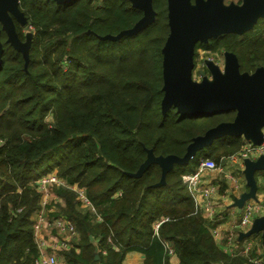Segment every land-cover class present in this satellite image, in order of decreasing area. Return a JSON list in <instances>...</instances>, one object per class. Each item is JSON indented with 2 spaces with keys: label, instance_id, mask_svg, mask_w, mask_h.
<instances>
[{
  "label": "trees",
  "instance_id": "16d2710c",
  "mask_svg": "<svg viewBox=\"0 0 264 264\" xmlns=\"http://www.w3.org/2000/svg\"><path fill=\"white\" fill-rule=\"evenodd\" d=\"M152 5L146 27L113 40L99 35L129 28L142 15L129 0H19L32 26L26 66L1 30L0 264H33V216L40 208L34 182L52 171L85 188L100 214L82 211L71 188L52 186L63 202L49 204V217H65L78 233L60 253L65 264H123L129 251L142 253L143 264H170L171 253L178 264H255L215 242L182 178L200 157L222 163L241 148L242 136L215 138L188 163L174 164L162 184L157 163L137 173L148 149L182 156L193 137L235 116V110L161 111L167 2ZM14 23L24 41L27 34ZM198 48L231 51L239 70L252 72L264 66V16L240 34L198 41L194 60Z\"/></svg>",
  "mask_w": 264,
  "mask_h": 264
},
{
  "label": "water",
  "instance_id": "95a60500",
  "mask_svg": "<svg viewBox=\"0 0 264 264\" xmlns=\"http://www.w3.org/2000/svg\"><path fill=\"white\" fill-rule=\"evenodd\" d=\"M62 3L69 0H54ZM133 7L142 11L141 17L129 28L116 34L99 35L101 39H118L122 35L135 34L146 27L155 16L152 0H129ZM169 33L162 46V90L160 102L164 113L171 106L179 114L206 116L212 113L235 110L232 121H223L208 128L203 134L192 138L182 156L174 154L155 156L151 149L138 170L141 173L150 163L161 167L158 184L164 182L165 174L174 164H186L196 152L210 145L215 138L224 135L242 136L254 144L262 140L261 127L264 124V66L252 72L239 70L235 53L224 52L223 67L212 61L206 62L209 76L197 82L193 80L195 44L207 42L227 32L242 33L250 29L258 17L264 16V0H243L240 5H224L222 0H166ZM19 0H0V33L6 34V42L20 51L27 65L30 36L24 41L16 32L14 20L23 24L25 17L18 6ZM3 44L0 39V64ZM264 170V152L255 159L245 158L241 169L248 189L234 204L256 198L255 173ZM260 233L264 248V216L253 218L250 227L240 231L238 239ZM97 256V254H96ZM144 257V255L142 254Z\"/></svg>",
  "mask_w": 264,
  "mask_h": 264
},
{
  "label": "built area",
  "instance_id": "2783aa9c",
  "mask_svg": "<svg viewBox=\"0 0 264 264\" xmlns=\"http://www.w3.org/2000/svg\"><path fill=\"white\" fill-rule=\"evenodd\" d=\"M262 140L258 144H254L248 140L242 144L241 148L225 157L232 162H236L243 167V160L245 158L255 159L257 156L264 152V124L261 127ZM220 168V164L214 159L209 157H200L196 168L188 173L182 174V178L187 185V188L191 192L193 198L196 195H200L204 200L203 213L209 220L212 218V195L215 193V186L208 184L201 188L200 180L202 174L208 171H214ZM36 187L40 192V208L34 213L35 220L33 222V238L36 243L38 254L34 258L33 264H65L63 257L60 253L47 252V240L43 229L51 228L55 231L58 238L57 248L59 250H67L71 247L74 240H76L78 233L75 224L66 219L65 217H49V212L54 208L50 207V190L54 185H62L71 188L75 191L76 199L80 206L87 207L91 213H95L96 217L100 219V214L94 211V206L86 194L83 187H80L77 183L68 184L63 178L57 175L55 171L42 174L35 179ZM56 196V195H55ZM261 198L264 197V191L260 194ZM56 198H58L56 196ZM88 210V211H89ZM89 211V212H90ZM264 211V203L261 199L256 201H246L242 206V212L236 227L240 231L247 230L253 218L260 215ZM213 237L216 238L219 235V231L216 228L210 230ZM243 240V241H241ZM254 237H247L244 239H238V233L236 231H230L223 238L222 248L229 254L242 255L249 262L255 264H264V259L257 254L260 251L259 244L254 242ZM55 249V248H54ZM255 251L256 254L251 255V252ZM171 252V251H170Z\"/></svg>",
  "mask_w": 264,
  "mask_h": 264
},
{
  "label": "crops",
  "instance_id": "0c3cea01",
  "mask_svg": "<svg viewBox=\"0 0 264 264\" xmlns=\"http://www.w3.org/2000/svg\"><path fill=\"white\" fill-rule=\"evenodd\" d=\"M241 169L242 167L240 164L224 159V161L220 163L219 169L202 174L200 180L201 188L207 186L208 184H213L215 186V193L212 195L211 204L213 220L206 218L203 213L204 200L202 197L200 195H196L194 197L196 206L201 212L206 226L209 230L216 228L219 231V235L214 239L221 247L223 245V238H225V235L228 232L236 231L238 234L240 232V230L237 229L236 224L241 215L242 207H238L234 204V200L248 189ZM255 179L257 183L256 198H251L247 201H256L257 199H261L264 203V197L261 198L260 196V194L264 191V170L257 172L255 174ZM143 258L142 253L138 251H129L125 253L122 263L143 264ZM169 262L170 264H178L177 255L171 253Z\"/></svg>",
  "mask_w": 264,
  "mask_h": 264
},
{
  "label": "rangeland",
  "instance_id": "374dc122",
  "mask_svg": "<svg viewBox=\"0 0 264 264\" xmlns=\"http://www.w3.org/2000/svg\"><path fill=\"white\" fill-rule=\"evenodd\" d=\"M222 3L224 5H228L230 3H234V4H237V5H240V4L243 3V0H222ZM19 25H20V28L27 34V37L30 36L29 31L32 29V26L28 25L26 20H25V22L23 24L19 23ZM5 40H6V34H5ZM224 52H226V50H223V48H220V49H217V50H206V49H203V48H198L196 50V56H195V60H194V68H193V72H192L193 80L199 82L204 75L209 76V71L207 70V67H206V62L209 61V60L214 62L215 64L219 65L220 68H222L223 67V63H224ZM201 71H204L205 74L204 75L201 74ZM223 161H224V159H223ZM84 190H85V188H84ZM49 202L50 203L58 202V203L62 204L63 201H62L61 198H56L55 194L50 190ZM79 208L82 211L89 210V209H87V207L80 206V205H79ZM94 211L98 212L96 210V208H94ZM90 212H92V211H90ZM260 215L264 216V211L261 212ZM33 220H35V216H33ZM42 234H44L43 236H45V238L47 240V244H48L47 252H51L52 253L54 251L56 253L57 252L61 253V252L65 251V250H59L57 248L58 238L56 236L55 231L52 230L50 227L45 229V230L43 229ZM258 236L259 237H254V239H255L254 242L256 244L258 243L259 246H260V243H259V242H261L260 233H258ZM223 251H225V250L223 249Z\"/></svg>",
  "mask_w": 264,
  "mask_h": 264
},
{
  "label": "flooded vegetation",
  "instance_id": "af4514ba",
  "mask_svg": "<svg viewBox=\"0 0 264 264\" xmlns=\"http://www.w3.org/2000/svg\"><path fill=\"white\" fill-rule=\"evenodd\" d=\"M193 1V0H192ZM18 5H19V3H18Z\"/></svg>",
  "mask_w": 264,
  "mask_h": 264
}]
</instances>
